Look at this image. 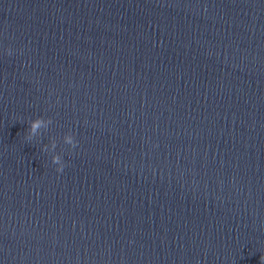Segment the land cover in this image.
<instances>
[{"label": "clouds", "instance_id": "9594fccd", "mask_svg": "<svg viewBox=\"0 0 264 264\" xmlns=\"http://www.w3.org/2000/svg\"><path fill=\"white\" fill-rule=\"evenodd\" d=\"M5 51L7 55L9 56L13 55V49L11 47L7 48ZM51 124H52L51 118L45 119L43 117H37L29 121V125L27 128V135L25 137L26 140L31 141L34 137L41 134V129L47 130L49 125ZM63 142L69 145L73 149L78 146V141L75 139L74 135L71 132L64 135ZM56 147H57V142L53 138L51 139L49 144L43 145L42 151L54 153L51 157L52 163L54 165H57L56 171L58 173H62L66 165L62 156L60 154H55ZM261 262L262 264H264V256H261Z\"/></svg>", "mask_w": 264, "mask_h": 264}, {"label": "water", "instance_id": "95a60500", "mask_svg": "<svg viewBox=\"0 0 264 264\" xmlns=\"http://www.w3.org/2000/svg\"><path fill=\"white\" fill-rule=\"evenodd\" d=\"M262 1H264V0H262Z\"/></svg>", "mask_w": 264, "mask_h": 264}]
</instances>
